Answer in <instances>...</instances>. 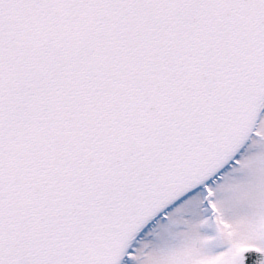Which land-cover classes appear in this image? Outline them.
Wrapping results in <instances>:
<instances>
[{"label": "snow or ice", "instance_id": "obj_1", "mask_svg": "<svg viewBox=\"0 0 264 264\" xmlns=\"http://www.w3.org/2000/svg\"><path fill=\"white\" fill-rule=\"evenodd\" d=\"M0 264H264V0H0Z\"/></svg>", "mask_w": 264, "mask_h": 264}]
</instances>
